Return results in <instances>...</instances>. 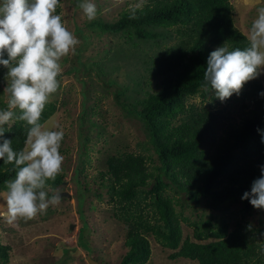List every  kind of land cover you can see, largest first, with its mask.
<instances>
[{"label": "trees", "instance_id": "1", "mask_svg": "<svg viewBox=\"0 0 264 264\" xmlns=\"http://www.w3.org/2000/svg\"><path fill=\"white\" fill-rule=\"evenodd\" d=\"M219 1L199 3L206 20L212 23L189 25L183 32L168 26V22L176 14L183 17L187 10L198 9L189 0H142L122 8L111 20L101 15L99 8L96 19L89 21L85 17L77 25L80 44L72 59L67 57L60 63L64 66L67 62V67L59 81L64 74L80 70V64L86 72H94L103 87L112 91L126 116L141 124L147 137V153L135 152L128 145L122 150V145L118 146L115 153L110 150L106 168L97 177L99 186L106 189L108 203L114 206V217L127 226L128 251L119 264H148L152 255L150 237L173 252L172 260L264 264V240L260 237L264 233V216L258 226L249 221L264 209H255L242 199L264 166V97L260 95L264 84L259 79L246 83L238 99L225 100L230 110L228 106L216 109L212 104L192 103L177 118L167 116L188 86L179 71L192 44L213 42V15ZM75 2L78 8L79 0ZM59 13L60 6L56 10ZM226 46L230 50L240 48ZM195 51L204 54L201 49ZM82 57L87 59L81 62ZM204 65L207 61L199 67ZM6 72L0 65V110L7 109L3 93ZM197 85L193 84V95ZM216 99L214 96L212 100ZM57 110L54 102H48L41 122L45 124ZM94 113L91 109L90 115ZM91 125L102 137L105 126L96 121ZM4 131L0 143L11 140L14 151L25 147L27 126L23 122L14 119L11 126H4ZM84 167L78 166L76 173L83 174ZM15 171L14 164L0 161V192L6 191L5 181L14 179ZM64 182L60 173L48 183L58 190ZM104 196V192L97 194L100 199ZM82 201L83 198L81 204ZM237 204L239 209L231 208ZM183 209H191L197 217L189 223L191 235H184L182 221L189 218ZM86 228L84 221L80 245L88 249L84 241ZM9 260L10 247L0 242V264H9Z\"/></svg>", "mask_w": 264, "mask_h": 264}, {"label": "rangeland", "instance_id": "2", "mask_svg": "<svg viewBox=\"0 0 264 264\" xmlns=\"http://www.w3.org/2000/svg\"><path fill=\"white\" fill-rule=\"evenodd\" d=\"M141 1L94 0V3L97 9L101 8V15L111 20L117 18L122 8L138 5ZM189 1L198 6V9L187 10L183 17L176 14L170 19L168 26L183 32L189 25L212 23L206 20L204 11L200 8L199 3L202 0ZM59 6L62 23L81 41L76 28L78 24L83 23L86 16L76 8L74 0H60ZM258 6H264V0L219 1L215 10L216 15H213L215 19L213 42L192 44L187 60L179 71L188 86L179 95L176 108L167 114L169 119L177 118L192 103L212 104L216 109H223L226 106L229 107L228 110L232 109L227 101L212 100L215 93L206 85L203 76L206 67L199 65L207 61L212 51L225 43L242 49L248 46V30L256 16L255 9ZM195 48L203 50L204 54L200 55ZM73 54L70 52L60 63L67 57L69 60L72 59ZM88 54L90 53L87 52L86 55ZM86 59L82 57L81 62ZM61 67L64 73L67 62ZM79 67L80 70L76 73L64 74L60 79V87L49 100L56 104L58 110L45 123L51 130L64 132L59 151L64 156L61 174L64 175L65 182L58 191L70 196L62 197L59 204L50 205L45 213L38 214L31 220L19 218L13 224H8L5 198L2 195L4 192H0V242L10 247L9 264H91L89 257L99 264H119L128 251L125 245L127 226L114 217V206L108 203L106 189L99 186L100 179L97 177L99 172L106 168L105 159L110 150L111 153H115L118 146L122 145V150L123 146L128 145L129 149L135 152L147 153L145 144L147 137L141 124L133 117L126 116L122 108L116 104L112 91L103 87L102 81L94 72H86L81 64ZM199 79L201 81H198ZM257 79L264 84V73ZM120 82H124L122 78ZM193 84H198L195 95L191 93ZM242 92L243 89L239 95L234 94L230 99L232 101L238 99ZM219 101L222 104H219ZM91 109L97 115L96 113L90 115ZM94 121L105 126L102 137L95 128H92L91 122ZM13 122L14 120L8 126ZM87 135L90 137L88 140ZM82 164L85 165V172L78 175L76 173L78 166ZM101 192H104V199L97 197ZM231 208L239 209L240 205H232ZM178 210H181L180 206ZM182 211L189 218L182 221L184 235H191L192 228L189 223L197 217L191 209ZM263 216V212L254 214L249 217V221L258 226L259 219ZM84 221L87 223L84 241L89 246L88 249L80 245L83 241L80 239V232ZM150 239L152 255L148 264H196L184 259H170L173 252L164 249L153 237Z\"/></svg>", "mask_w": 264, "mask_h": 264}, {"label": "clouds", "instance_id": "3", "mask_svg": "<svg viewBox=\"0 0 264 264\" xmlns=\"http://www.w3.org/2000/svg\"><path fill=\"white\" fill-rule=\"evenodd\" d=\"M59 5L60 0H0V65L7 69L3 90L7 109L0 110V138L4 126L14 119L27 126L22 150L14 151L8 139L0 143V161L14 164L16 169L15 178L5 181L2 194L8 224L19 218L31 220L62 199L48 182L62 172L64 156L59 150L64 132L47 128L41 116L60 86L61 59L74 53L80 41L56 14ZM77 7L89 21L96 19L94 0H79ZM255 11L248 46L230 50L224 44L207 59L204 80L221 102L239 95L246 83L264 73V6ZM260 95L264 97V92ZM261 136L264 143V133ZM260 171L251 191L242 196L255 209H264V166ZM248 229H252L251 224ZM260 237L264 240V233Z\"/></svg>", "mask_w": 264, "mask_h": 264}, {"label": "water", "instance_id": "4", "mask_svg": "<svg viewBox=\"0 0 264 264\" xmlns=\"http://www.w3.org/2000/svg\"><path fill=\"white\" fill-rule=\"evenodd\" d=\"M62 197H69L70 195L69 194H66V193H61ZM89 262L91 264H99L98 262H96L95 260H93L92 258H88Z\"/></svg>", "mask_w": 264, "mask_h": 264}]
</instances>
